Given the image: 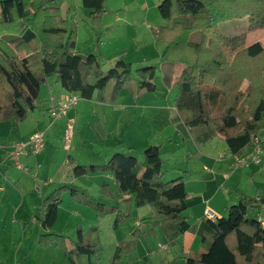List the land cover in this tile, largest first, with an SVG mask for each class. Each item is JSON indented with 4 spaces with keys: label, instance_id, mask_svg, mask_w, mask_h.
<instances>
[{
    "label": "trees",
    "instance_id": "16d2710c",
    "mask_svg": "<svg viewBox=\"0 0 264 264\" xmlns=\"http://www.w3.org/2000/svg\"><path fill=\"white\" fill-rule=\"evenodd\" d=\"M106 3L83 0L91 25L99 30ZM158 11L165 25L152 34L154 41L166 45L161 56L166 87L173 84L175 67L184 68L175 83L179 90L175 121L180 122L184 140L204 146L220 137L233 157L241 155L252 136L264 130V45L249 44L247 34L227 36L219 24L248 18L250 33L264 30V0H163ZM77 34L76 25L56 0L0 1V123L26 121L42 86L50 80H57L68 93H79L83 100L113 103L124 89L137 97L156 79V67L136 69L124 59L104 70L98 56L77 52ZM144 157L139 162L133 155L115 153L104 165L76 166L73 175H110L116 188L105 182L100 194L113 201L134 197L137 208L151 207L163 221L167 242L174 246L192 229L185 215V184L182 179H164L161 147L148 148ZM68 165H74L71 157ZM65 193L100 218L113 215L114 230L130 219L118 207L95 203L83 192L63 186L40 203L36 220L43 230L54 227ZM263 207L264 193L242 195L227 209L226 217L208 219L215 232L209 247L190 253L185 264H264V222L257 216ZM99 230V225L88 231L79 227L76 240L69 242L44 233L39 241L45 248L57 243L71 264H77L75 259L102 251L91 239ZM138 233L136 229L133 240L115 248L108 264H123L136 249Z\"/></svg>",
    "mask_w": 264,
    "mask_h": 264
},
{
    "label": "crops",
    "instance_id": "0c3cea01",
    "mask_svg": "<svg viewBox=\"0 0 264 264\" xmlns=\"http://www.w3.org/2000/svg\"><path fill=\"white\" fill-rule=\"evenodd\" d=\"M75 1L76 7L70 0H56V4L76 25L77 42H80V35L85 34L88 24L85 23L82 31L76 11L78 9L83 15L86 11L79 7V0ZM162 1L145 0L141 11L139 7L126 5L123 8H107L103 18V29L99 30L100 32L95 30V35L88 38L92 43L95 39L98 40L97 45L93 44L94 52L91 53L99 57L103 69L113 67L120 59L132 63L136 69L149 66L157 68L154 82L145 85L137 97H134L129 89H124L113 103L100 102L96 98L86 101L79 93H68L63 90L57 80H50L42 86L35 109L29 113L26 121L0 123V238L1 234L5 239L7 236L8 244H13V239L4 224L3 216L11 207L12 201L21 203L22 208H26L25 212L30 213L29 222L23 226L24 235L29 233L32 225L37 232H40V236L44 233H53L69 242L76 240L79 227L85 231L89 229L90 225L84 224V219L93 218L90 224L94 225L108 218L98 220L94 210L76 203L69 193H65L54 227L48 231L43 230L36 220L40 203L63 186L83 192L95 203L115 206L135 215L129 227L122 226L111 231L113 239L122 231L129 237L132 229L149 223V217H154V224L164 229L160 216L148 206L137 208L134 197L113 201L101 195L100 187L105 182L116 188L110 175L102 172L80 178L73 175L76 166H101L115 153L130 154L139 162H143L145 151L150 147L159 146L164 161V179L169 181L182 179L184 182L188 194L185 214L192 229L180 237L173 247L175 253H179L178 257H181L183 264L190 253L208 248L210 245V238L215 232L207 223L208 211L214 214L215 219L226 217L227 209L238 203L242 195L258 197L264 193V163L261 167L237 170L228 146L226 149L230 154L223 151L225 141L222 138L216 137L204 146L197 145L193 139L184 140L178 128L180 122L175 121L177 118L175 101L178 93L175 83L184 68L181 65L175 67L173 84L171 87H166L163 81L164 69L161 65V56L166 45L154 41L152 34L154 28L165 25L158 11ZM79 46L80 44L77 43V52L81 53ZM68 96L78 97L80 99L78 105L71 110L64 121L62 120L63 122L51 124L48 110ZM70 127L73 135L69 149L66 150L64 138L66 130ZM38 131L46 133L43 154L39 158H27L23 170L14 168L7 158L6 146L14 142L28 141ZM60 142L67 153L64 159L61 158L59 170L53 174L51 170L59 159V153L55 149ZM69 157L74 161L73 166L68 165ZM39 169L45 171L40 174ZM33 172L35 173L32 188L28 189L24 196L20 187L29 177L28 173ZM257 216L264 222V207ZM110 217L112 223L114 216ZM119 244L121 243H113V252L105 263L97 256L83 257L75 261L77 264H108ZM166 247L167 250L174 252L168 242ZM0 248L4 252L11 251L6 244ZM38 249H42L41 251L56 249L62 264H71L57 243L48 249L40 247ZM174 257L176 260V256ZM0 264H34V256L32 251H28L24 262H21L12 258L10 252L9 256H0Z\"/></svg>",
    "mask_w": 264,
    "mask_h": 264
},
{
    "label": "rangeland",
    "instance_id": "374dc122",
    "mask_svg": "<svg viewBox=\"0 0 264 264\" xmlns=\"http://www.w3.org/2000/svg\"><path fill=\"white\" fill-rule=\"evenodd\" d=\"M0 1H3V0H0ZM144 1L145 0H107L106 9L107 8L108 9H116L118 7L123 8L124 5H126L128 7L132 6L134 8L139 7L138 9H139V11H141L143 8ZM70 2L72 3V5L74 7H76V1L75 0H70ZM79 7H81V10L86 11V13L83 11L84 15L81 11H78V9L76 11L77 12L76 17L79 19L80 28H82V31H84L83 29L85 28V23H87L88 26H87V31H85V34L80 35L81 41L77 42V43L80 44L79 47H80L81 53L90 55V54H92L91 51L94 52V50H92L93 44L97 45L98 40L95 39L94 43H92V41L90 39L88 40V38L95 35V30L97 32H100V31H99V29H97L91 25L90 19H89V11L84 8L83 0H79ZM84 20L86 22H84ZM219 28L227 36L232 37V36H236V35L247 34L249 44L261 42L264 45V30L250 33L249 32V19L248 18L239 19V20H232V21L220 23ZM85 43L87 45H85ZM86 46L88 48H86ZM109 69H110L109 67L104 68V70H109ZM111 85L112 84L110 83L109 89H111ZM130 86H132V85H130ZM247 87H248V83L245 82L241 88V93L243 95H245V91H246ZM109 89L107 90V92L109 91ZM178 95H179V90H178L176 99H177ZM64 119H63V121H64ZM61 121L57 122V124H59ZM195 135H196V132L194 133V136ZM45 144H46V142H45ZM62 147H63V144H62V142H60V144L58 143L57 148L55 149L59 153L58 154L59 159L57 158L58 159V160H56L57 164L55 166H53V168L51 170L53 174L57 173V171L60 168V163L62 161L61 158L64 159V156L67 153L66 151L63 150ZM223 148H224L223 151H225L227 154H230V152L226 149L227 148L226 143L223 144ZM44 149H45V146H44ZM43 152H44V150H43ZM43 152H42V154H43ZM44 171L45 170L39 169L38 173L41 174ZM34 173L35 172H33L32 174L28 173L29 177L23 183V185L20 187V189L23 191L24 196L26 195L27 190L32 188ZM166 181H169V180H166ZM20 204L21 203H16L15 201H12L11 207L8 209L6 214L3 216L5 218L4 224L7 226V230L9 231L8 232L9 235L12 236L13 244H11V245L8 244L7 236L5 239L1 234L0 247H2L3 244H6L7 248L11 249V251L4 252L3 250H1L2 248H0V256H2V255L9 256V254L11 252L12 258H14L16 260L18 259L19 261L24 262L25 254L28 251H32L33 256H34V264H42V263H44V264H62V260L59 257V255L57 254L56 249H50V250H44L43 249L44 251H41L42 249L41 250L38 249L39 247L40 248H45V247L41 243H39L40 242L39 241L40 232H37L36 228H34L31 225L30 229H29L30 234L27 233L26 235H24L25 230L23 229V226L29 222V217H30L29 214L30 213L25 212L26 208H22V205H20ZM109 207H113V206H109ZM123 212L126 214H129L130 219L126 220L122 225H120V227H122V226L129 227L130 223L132 221H134L135 215L132 212H127L125 210ZM153 212L155 213V211H153ZM95 214H96V217L98 218V220L103 219V218L98 217L96 212H95ZM157 216H159V215H157ZM107 217L108 218L107 219L105 218L104 221L97 222V224H94V225L90 224L93 221V218L83 220L84 224L90 225L89 229L93 228V227H97L98 225L100 226V230L98 232L92 234L91 239L93 242L100 245V248L102 249V251L96 256L98 259L103 260L104 263H105V260L108 259V257L113 252V248H114L113 243L120 242L121 244L122 243L124 244V243L130 242L131 240H133L132 235H133L134 231L136 229H138L139 233L137 235V238L135 239V242L137 244L136 249L133 253H131L126 258H124V264H129V263L133 264V262H135V264H183V260L181 259V257L180 258L178 257L179 253H175V249L173 248L176 245L172 246L168 243L171 246L170 249H173L172 251H174V252H171V250H167L168 246L165 248V245L167 243V238L165 236L164 229L158 228L156 226V224H154V221H155L154 217L148 218L149 223H146L145 225H142V226H137L134 229H132V232H131L129 237H128V234L126 232L122 231L121 233H119L117 238H114V239H113V234H111L112 233L111 231L113 230L112 224L114 222L115 217L113 218L112 223L110 220L111 217L110 216H107ZM144 221H146V220H144ZM165 241H166V243H165ZM45 249H48V248H45ZM203 249L205 250L207 248H203ZM174 256H176V258H177L176 260H174V258H175Z\"/></svg>",
    "mask_w": 264,
    "mask_h": 264
},
{
    "label": "built area",
    "instance_id": "2783aa9c",
    "mask_svg": "<svg viewBox=\"0 0 264 264\" xmlns=\"http://www.w3.org/2000/svg\"><path fill=\"white\" fill-rule=\"evenodd\" d=\"M79 98L68 96L48 110V117L51 124H55L69 115L71 110L78 105ZM73 131L72 127L66 130L64 138L65 149H69ZM46 133L38 131L34 133L28 141L14 142L6 146L7 158L12 166L18 170H23L24 161L29 157H39L45 146ZM264 163V130L252 136L250 144L243 150L242 154L234 157V167L237 170H247L261 167ZM207 218L214 220L215 216L208 211Z\"/></svg>",
    "mask_w": 264,
    "mask_h": 264
}]
</instances>
